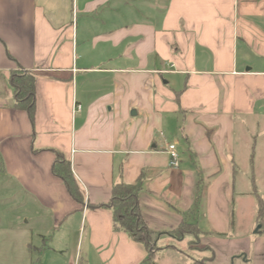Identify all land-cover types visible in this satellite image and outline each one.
I'll use <instances>...</instances> for the list:
<instances>
[{"label": "crops", "instance_id": "1", "mask_svg": "<svg viewBox=\"0 0 264 264\" xmlns=\"http://www.w3.org/2000/svg\"><path fill=\"white\" fill-rule=\"evenodd\" d=\"M138 181L158 241L186 220L210 264H264V0H0V264H143L109 206Z\"/></svg>", "mask_w": 264, "mask_h": 264}, {"label": "trees", "instance_id": "2", "mask_svg": "<svg viewBox=\"0 0 264 264\" xmlns=\"http://www.w3.org/2000/svg\"><path fill=\"white\" fill-rule=\"evenodd\" d=\"M12 85L15 89L16 106L27 109L29 115L33 117L35 105V81L32 74L14 75ZM59 159L53 165V171L65 182L71 195L78 201H82V193L72 174L70 163ZM142 189L141 181L134 184L115 183L112 189V198L109 206L113 210V219L116 227L125 230L134 240L142 242L148 249L149 242L153 232L148 229L139 209L138 195ZM258 219L264 220V210L261 200H259ZM173 237L183 239L187 235H193L198 238L200 229L197 224L190 221L182 223L173 231H170ZM143 264H152L153 256L151 251ZM213 256L201 259L197 264H210Z\"/></svg>", "mask_w": 264, "mask_h": 264}, {"label": "rangeland", "instance_id": "3", "mask_svg": "<svg viewBox=\"0 0 264 264\" xmlns=\"http://www.w3.org/2000/svg\"><path fill=\"white\" fill-rule=\"evenodd\" d=\"M5 240L4 233L0 230V251H3L5 248H14L17 249L16 251L18 252L21 250L19 244H12L7 241L5 242ZM192 240L193 242H191ZM149 245L150 248L148 250L151 251L153 256L152 264H197V262L199 260L201 261L203 258V252L195 247L199 244L196 241V237L193 235H188L186 240L168 237L162 238L159 241L156 235H152ZM181 252L187 256L181 255ZM209 254V252H206L207 256H209Z\"/></svg>", "mask_w": 264, "mask_h": 264}, {"label": "built area", "instance_id": "4", "mask_svg": "<svg viewBox=\"0 0 264 264\" xmlns=\"http://www.w3.org/2000/svg\"><path fill=\"white\" fill-rule=\"evenodd\" d=\"M167 152L170 157V165L172 167H178L180 164V156H179V152L177 150L176 144L175 143L169 144L167 147ZM71 264H79L78 259Z\"/></svg>", "mask_w": 264, "mask_h": 264}]
</instances>
